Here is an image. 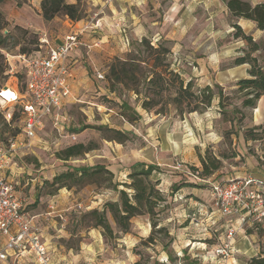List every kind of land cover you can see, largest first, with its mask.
Masks as SVG:
<instances>
[{
    "label": "rangeland",
    "instance_id": "rangeland-1",
    "mask_svg": "<svg viewBox=\"0 0 264 264\" xmlns=\"http://www.w3.org/2000/svg\"><path fill=\"white\" fill-rule=\"evenodd\" d=\"M227 1L85 0V18L81 21L72 24L60 17L55 24L45 23L51 32L63 29L80 35L74 66L77 101L67 104L58 119L45 122L31 140L18 136V122L8 125L0 119V143L4 142L6 148L7 141L18 136V148L9 158L7 169L14 173L13 181L28 204L27 211L37 216L35 227L61 253L69 251V264L264 262V223L244 226L236 234L226 263L215 256V250L227 243L226 229L237 222L212 208L208 183L192 176V169H200L201 161L210 156L220 163L209 178L211 182L228 181L243 173L264 177V97L254 108L243 105L249 95L239 89L237 82L248 78L249 66H234L233 62L248 51V46L233 37L232 24L236 20L227 10ZM39 2L6 0L0 7L6 29L19 26L39 32L28 26L39 25ZM14 33L23 38L22 33ZM32 34L29 31L25 42L17 47L9 44L0 53L6 55L3 66L7 74H0V89L9 101L18 95L12 92L15 88L21 95L24 79L15 76L22 69V61L16 54L21 48L31 47L28 42L37 38ZM143 39L154 46L169 42L164 45L169 49L167 71L177 74L185 84L191 83V92L199 97L190 105L198 106L196 111L180 112L163 103L144 110L141 102L147 89L142 84L139 94L120 85L114 92L109 89L106 75L112 61L124 58ZM254 41L259 50L251 56L264 69V34ZM207 86L213 93L209 106L199 103L200 91ZM123 103L126 110L121 107ZM12 106L14 102L2 107ZM159 108L163 112L158 114ZM125 114L134 119H127ZM99 126L126 132L128 139L123 143L109 141V133L100 131ZM81 129L79 133L74 131ZM79 143L95 149L69 161L57 159L59 152ZM137 162L158 168L150 180L162 200H157L152 219L148 215L132 218L125 234L107 212L111 238L103 237L92 223L81 221L86 212L102 210L106 202L118 201V194L107 188L108 183L75 185L58 191L50 185L67 167L103 165L113 174L112 184H120L118 189L130 193L121 184L130 183L128 174ZM35 196L37 203H33ZM162 228L167 232H159ZM150 234L153 243L147 242ZM167 253L172 261H168Z\"/></svg>",
    "mask_w": 264,
    "mask_h": 264
},
{
    "label": "trees",
    "instance_id": "trees-1",
    "mask_svg": "<svg viewBox=\"0 0 264 264\" xmlns=\"http://www.w3.org/2000/svg\"><path fill=\"white\" fill-rule=\"evenodd\" d=\"M6 0H0V7ZM226 7L234 19H244L253 22L257 29L264 31V5L257 4L251 6L247 2L241 0H228ZM38 13L45 23H53L62 17L70 22H79L85 18V11L83 9V0H73L68 2L67 0H40ZM7 22L0 8V53L6 49L9 44L13 47H17L20 42H25V38L29 36L31 31L35 40L28 42L31 45L30 48L19 49L17 56L25 55L28 58H38L45 55V49H40L39 39L41 34L36 31H32L30 28H20L14 26L13 30L6 29ZM234 30V39H239L246 43L248 51L237 57L233 65L241 66L248 65L247 69L248 78L240 79L237 82V86L241 91H247L248 98L243 101V105L246 107L254 108L259 98L264 97V69L263 66L258 64V59L252 57L253 53L259 50L258 44L253 40L250 35L243 32L240 26L232 24ZM22 33L23 38L16 35L14 32ZM12 41V42H11ZM169 42L164 41L154 46L146 39H143L137 44L135 48L130 50L124 58H115L109 66L106 80L109 85V89L114 92L118 85L124 86L127 89L130 88L136 94H139V87L142 84L147 89V93L144 95L141 102V108L144 110H152L158 106L159 103L165 105H173L180 112L184 109L191 113L198 109V106L193 108L190 105L196 101L199 97L195 93L191 92V83H184L183 80L177 74L171 71H167L166 56L169 54V49L164 45ZM4 55V56H3ZM0 54V74L7 75L3 63L5 62V54ZM3 66V67H2ZM17 80H23L24 83L20 90V93H24L26 90V75L21 68L17 70ZM153 89V90H152ZM148 93L151 95L148 96ZM168 93L166 96L164 94ZM202 100L201 104L209 106L212 100V90L207 86L200 91ZM165 96V98H164ZM162 104V105H163ZM122 109L126 110L128 107L123 106ZM198 105V104H195ZM163 112V108H159L158 114ZM124 113V112H123ZM127 119H134L130 115H126ZM0 119L2 120L1 112ZM11 122H18L20 125L18 129L21 130L24 124V117L20 114L18 107H14L11 110ZM98 129L105 133H109L107 139L109 141H115L117 143L125 142L127 133L119 130L109 129L106 126H99ZM79 133L81 130H74ZM90 145L74 144L63 151L59 152L56 156L57 159L62 161H69L70 159L83 156L85 153L94 150ZM219 161L207 156L201 161L200 169H192V175L198 173L200 179L210 178L219 169ZM158 171V168L152 164H144L137 162L131 166V173L128 174L129 184H121L125 189H129L128 193L124 189H118L120 184H112L113 174L107 170L103 165L95 166H77L67 167L65 172L56 175L50 185L55 187V191L66 188L71 189L72 186H83L85 184H103L108 183L107 188H112L118 194V201L106 202L103 205L102 210L93 209L82 215L81 221L84 223H92V227L100 229L103 237H113L112 228L106 218V213H110L111 218L123 234L128 233L130 229V221L132 218L141 215H148L151 219L154 216V209L157 200H162L161 196L155 189V186L151 183L150 177L153 172ZM67 182L71 183L68 185ZM155 224L152 223V227L155 228ZM166 233V229L162 228L159 232ZM153 237L150 236L147 239L148 243H153ZM165 249L166 246H163ZM168 261H172L170 254L167 253ZM183 260H186V255L183 256ZM250 264H264L263 261L252 259ZM154 264H159L155 262Z\"/></svg>",
    "mask_w": 264,
    "mask_h": 264
},
{
    "label": "built area",
    "instance_id": "built-area-1",
    "mask_svg": "<svg viewBox=\"0 0 264 264\" xmlns=\"http://www.w3.org/2000/svg\"><path fill=\"white\" fill-rule=\"evenodd\" d=\"M79 36L78 33H69L57 46H50L46 38L41 37L39 48L45 49L44 56L33 59L25 55L17 56L22 61V69H25L26 90L19 95L16 88L4 87L21 97L18 99L15 95L9 101L0 89V112L3 121L10 125L12 108L2 106L14 102L24 117L18 135L24 140L34 139L46 119H58L61 116L62 102L70 96L67 84V78L71 76L68 58L78 48ZM17 137L10 138L6 148L3 147L4 142L0 143V261H5L9 252L20 254L27 249L34 256V264H52L43 237L24 211L22 199L16 195L15 184L2 173L8 168L9 158L18 148ZM192 176L208 183L212 208L220 216L237 222L236 226L229 225L226 229L227 243L214 253L226 263L231 257L230 243L236 234L243 231L244 226L252 228L264 223V183L250 176L232 177L224 182L200 179L198 173Z\"/></svg>",
    "mask_w": 264,
    "mask_h": 264
},
{
    "label": "crops",
    "instance_id": "crops-1",
    "mask_svg": "<svg viewBox=\"0 0 264 264\" xmlns=\"http://www.w3.org/2000/svg\"><path fill=\"white\" fill-rule=\"evenodd\" d=\"M85 0H83V3H84ZM243 2H247L249 3L251 6H255L257 4H263L264 5V0H241ZM38 17V20H39V25L37 26H33V25H28V26H31L32 28H34L35 30L39 31L40 34H41V37H44L46 38L48 44L50 46H57V45H60L62 44L63 42V39L64 37L69 34L67 33L66 31H63V29H58V33H55V32H51L49 30V26L45 25V22L42 20L41 16L38 14L37 15ZM236 22L235 24H237L238 26L241 27V29L243 30V32L247 35H250L253 40L257 39L258 37H260L261 35L264 34V31H261L259 29H257L256 25L249 21V20H244V19H235ZM68 22H70L68 20ZM72 23V22H70ZM73 24V23H72ZM80 44V43H79ZM98 44H96L94 47H97ZM93 48V46H92ZM78 48H76L69 56L68 58V67H69V70H70V73H71V76L69 78H67V84L69 85V89H70V96L65 99L63 102H62V109H64V107L68 104H74L76 101H77V94H76V86H77V72L75 71V65H76V56H75V53H76V50ZM239 67H245L244 65L242 66H239ZM49 119H46L45 122H47ZM44 122V123H45ZM3 173V176L9 180V181H12L14 184L15 182L13 181V174L12 172L7 169V170H3L2 171ZM264 175V173H263ZM232 176V175H231ZM246 176H250L254 179H257V180H260L261 182L264 183V177L262 176H255V175H250L248 173H243L242 175H239L238 177H246ZM16 185V184H15ZM16 195L22 199L23 201V209L24 211L26 212L27 216L29 218L32 219V222H33V225L35 226V224H37V216L36 214L34 215H31L28 211H27V202L25 200L24 197H22L19 192L17 191L16 189ZM34 201L33 203H37L38 202V198L35 196L34 197ZM39 231V229H38ZM39 233L41 234V236L43 237V240L48 248V253L51 257V260H52V264H69L68 260H67V256L66 254L69 253V251H66L65 254L64 253H61L57 248L56 246L52 245L50 243V241H48L44 235L39 231ZM243 239H247V237L244 236ZM238 252V251H237ZM0 264H34V256L33 254L25 249L23 252H21L20 254H15L13 252H9L8 256H7V259L5 261H0Z\"/></svg>",
    "mask_w": 264,
    "mask_h": 264
}]
</instances>
